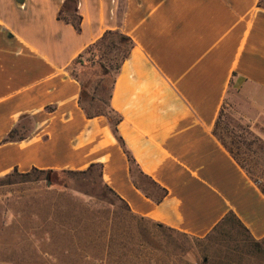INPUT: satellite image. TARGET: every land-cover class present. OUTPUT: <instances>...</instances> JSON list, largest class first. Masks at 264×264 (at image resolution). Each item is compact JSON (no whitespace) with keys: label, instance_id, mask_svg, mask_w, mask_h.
Listing matches in <instances>:
<instances>
[{"label":"crops","instance_id":"crops-1","mask_svg":"<svg viewBox=\"0 0 264 264\" xmlns=\"http://www.w3.org/2000/svg\"><path fill=\"white\" fill-rule=\"evenodd\" d=\"M65 1L0 11V175L99 165L135 216L205 238L232 214L264 241V188L216 127L231 109L264 140V1L76 0L79 30ZM107 30L133 41L108 96L116 132L71 75Z\"/></svg>","mask_w":264,"mask_h":264},{"label":"rangeland","instance_id":"rangeland-1","mask_svg":"<svg viewBox=\"0 0 264 264\" xmlns=\"http://www.w3.org/2000/svg\"><path fill=\"white\" fill-rule=\"evenodd\" d=\"M14 1L0 0V11H9ZM119 56L118 49L104 52L100 61L112 67L105 77L95 75L96 61L78 72L91 78L88 92L95 90L100 100L91 111L103 110ZM217 130L264 188L260 135L231 109ZM0 264H264V241L253 240L231 218L205 238L157 228L128 212L104 187L98 168L89 175L11 170L0 175Z\"/></svg>","mask_w":264,"mask_h":264},{"label":"trees","instance_id":"trees-1","mask_svg":"<svg viewBox=\"0 0 264 264\" xmlns=\"http://www.w3.org/2000/svg\"><path fill=\"white\" fill-rule=\"evenodd\" d=\"M263 1L264 0H261V2H263ZM71 3H73V9L70 6ZM72 13L75 14L76 19H73L71 17V15H73ZM58 18L65 21L66 23H70L71 25H73V27L76 30H79L80 29V20H79L80 16L77 13V2H76V0H66L65 3L63 4V6L61 7L60 11H59ZM132 46H133V41L128 36L124 35L123 33H121L120 31H117V30H107L104 32V34L96 42L91 44L82 53H80L78 55V57L73 62V65L71 68V75L76 80H78L79 83L81 84V94H80L81 97H80L79 101H80V104L82 105L83 109L85 110L87 116L92 117V116L98 115V114L105 115L114 132H116V125L120 121V116L118 114L113 113L112 110L109 109L108 96L110 95L112 81L114 80L115 75L119 71L120 65L128 56L129 51H130ZM108 49H118L120 51V56L117 59L116 66L113 68L114 71H113L112 79L110 82L109 92H108V96L106 98V101L105 102L101 101L103 110L91 111L90 108L92 107L94 102H97V101L100 102V100L96 99L95 90L92 94H89V92H88L90 90V87L92 86L91 78L82 79V77L79 75L78 72L82 71L86 67L92 66L93 63L96 61L99 69L97 68V70L94 71L95 75H97L98 73L101 74L102 77H105L106 75H108L109 70L112 67L110 65H107L106 63H102L100 61L104 56V52ZM220 121H221V116H219V118L216 122V127H218ZM14 136H15V131L13 130L7 135L5 140H10ZM219 137H220V135H219ZM119 141L121 142L120 139H119ZM129 161L132 165L133 162H132L131 158H129ZM94 168H98L99 179L102 182V184L104 185V187L106 189H108L113 195H115L120 200V198L107 185H105L103 183V181L101 180V171H100L99 165L92 164L87 169L82 170V171L39 170V169H35V168H33L31 170L45 172L46 175H49V174L54 173V172H75V173L82 174V175H89L92 172V169H94ZM16 171H17L16 169L13 170V172H16ZM121 202H123V201H121ZM131 215H133V214H131ZM133 216H135V215H133ZM136 217H138V216H136ZM138 218H140V217H138ZM228 218L236 220L240 224V222L232 214H229L227 217H225V219L223 220V223ZM141 219H143V218H141ZM143 220H145V219H143ZM147 222H149V221H147ZM149 223H151V222H149ZM151 224H153L157 228L165 229V228H162L161 226H159L158 224H155V223H151ZM167 230H169V229H167ZM170 231H173V230H170ZM174 232H176V231H174Z\"/></svg>","mask_w":264,"mask_h":264},{"label":"water","instance_id":"water-1","mask_svg":"<svg viewBox=\"0 0 264 264\" xmlns=\"http://www.w3.org/2000/svg\"><path fill=\"white\" fill-rule=\"evenodd\" d=\"M18 4L24 3V0H15Z\"/></svg>","mask_w":264,"mask_h":264}]
</instances>
